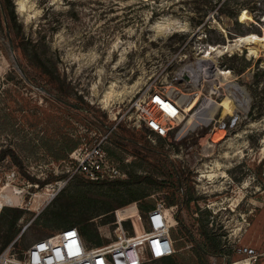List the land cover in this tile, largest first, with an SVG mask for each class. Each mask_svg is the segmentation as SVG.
Instances as JSON below:
<instances>
[{
    "label": "rangeland",
    "instance_id": "374dc122",
    "mask_svg": "<svg viewBox=\"0 0 264 264\" xmlns=\"http://www.w3.org/2000/svg\"><path fill=\"white\" fill-rule=\"evenodd\" d=\"M5 3L14 53L41 85L15 66L0 4V149L12 148L25 171L9 155L0 159V195L15 196L13 205L0 207V253L19 233L14 245L25 247L71 221L106 243L117 235L115 208L130 199L142 207L163 200L177 221L175 251L142 264H264V43H234L262 32L264 0ZM244 11L250 18L241 19ZM224 44L230 47L202 59L208 46ZM200 60L206 75L196 70L185 82L184 67ZM215 67L232 76L212 92L219 79L207 74ZM177 74L181 78L174 79ZM147 85L177 96L198 93L186 122L193 115L211 117L190 124L178 140L149 136L133 117L119 118L120 107ZM226 97L231 112L222 105ZM236 112L232 129L211 130ZM110 127L102 144L114 169L105 179L130 181L92 182L80 175L64 181L68 152ZM49 176L57 178L40 182ZM16 207L22 212L13 233L8 220ZM176 216L197 238L202 230L215 235L222 254L200 253Z\"/></svg>",
    "mask_w": 264,
    "mask_h": 264
},
{
    "label": "built area",
    "instance_id": "2783aa9c",
    "mask_svg": "<svg viewBox=\"0 0 264 264\" xmlns=\"http://www.w3.org/2000/svg\"><path fill=\"white\" fill-rule=\"evenodd\" d=\"M193 73L186 70L181 75H189L185 77V82H189ZM181 75H175L174 79L181 78ZM119 110L120 119L133 117L135 126L147 131L149 136L154 134L178 140L192 130L190 123H185L187 111L179 96L151 85L135 90ZM239 118V113H230L226 120H218L211 130L229 131ZM112 129L108 128L99 137L84 141L68 152L64 181L77 175L92 181L111 175L114 165L102 143ZM59 182H63L62 179ZM123 204L114 210L118 230L116 238L111 241L98 243L89 238L86 229L75 224L38 237L25 247H18L14 242L19 233L0 253V264H142L175 251L169 232L172 223L177 222L172 206L163 200L148 207L132 200ZM122 221L129 223L127 227ZM244 251L252 252L253 249L245 247Z\"/></svg>",
    "mask_w": 264,
    "mask_h": 264
},
{
    "label": "bare ground",
    "instance_id": "6f19581e",
    "mask_svg": "<svg viewBox=\"0 0 264 264\" xmlns=\"http://www.w3.org/2000/svg\"><path fill=\"white\" fill-rule=\"evenodd\" d=\"M246 18H250V16L248 15V13L246 11H244L243 13H241V19L245 20ZM238 41L239 42L240 41H259V42L264 43V28L262 29V32L260 34H257L255 32H249V33H246L244 35L238 36L237 38L234 39V43H236ZM240 43H242V42H240ZM229 47H230V44H227V45L224 44L223 46L210 45L204 50V53H203L204 55L202 56V59H206L207 57H209L211 55L212 51H214V50L215 51H219V52L222 53L225 50H227ZM249 52L250 53H256L255 49H253L252 47H249ZM196 65L197 66L194 67L193 69L189 68V67H184V68L187 69V71L192 72V73H193V71L196 72V70H198V71L203 72L204 75H206V73L208 71H207L206 67L203 64V61L202 60L198 61ZM209 73H210V75L209 74H207V75L209 77H211V79H214V80L215 79H219L218 81L220 83V84H217V86H212V89H211L212 92H216V90L219 88V85L224 84L226 86L229 82H231L230 77L232 75H231L230 71H227L225 69L219 70V69H216V67H215V68H212ZM193 74L196 76L195 73H193ZM231 85L234 86L235 88H237L234 84H231ZM180 93H182V92H180ZM179 99L182 100V104L184 106V109L186 111H190L192 109V107L194 106V104L197 102L198 93L193 98H191V94L190 93H182L179 96ZM207 101H208L207 102L208 105H210L212 107L214 106V102L210 101L209 99H207ZM222 105L225 108L224 110H227L228 112H231L234 109L232 101L228 97H226L223 100ZM205 111H206V109L204 108V111L202 110V113L203 112L206 113ZM210 117H211V114H208V113L205 116H199V117H197L196 115L194 117V115H193V117L191 119H189V121L186 122V123H190V124H196V123H200V122L204 123ZM59 184H60L59 187L61 188L62 187V185H61L62 183L60 182ZM53 196H54V194H52L50 197H53ZM13 201H15V196L14 197H11V196L8 197V196H5V195H0V207H2L5 204H9V205L12 204L13 205ZM173 228H174V225L172 224V226L169 229V232H170V235H171V237H172V239L174 241V246H175V240H174V238L172 236Z\"/></svg>",
    "mask_w": 264,
    "mask_h": 264
},
{
    "label": "trees",
    "instance_id": "16d2710c",
    "mask_svg": "<svg viewBox=\"0 0 264 264\" xmlns=\"http://www.w3.org/2000/svg\"><path fill=\"white\" fill-rule=\"evenodd\" d=\"M0 4L2 7V12L4 14L5 17V24L6 26L8 25V10H7V6L5 3V0H0ZM9 30V29H8ZM11 43L13 45L12 39H11ZM18 59V58H17ZM19 61V59H18ZM20 65L22 66L27 78L29 81H32L35 84H39L38 81H36L29 73V71L22 65V63L19 61ZM41 85V84H39ZM9 155L12 159V161L18 166V168L25 173V171L23 170V164H22V160L20 159L19 155H17V153L10 147H3L0 149V159H2L4 156ZM28 176H30L29 174H27ZM61 176H63V174H61ZM30 178H34L33 176H30ZM51 178H57L56 176H49L44 180H40L41 183L47 182V180L51 179ZM140 178V177H139ZM92 181V180H91ZM130 179L129 178H114V179H101V180H97V181H92V182H116V183H126L129 182ZM180 183V182H179ZM131 200V199H130ZM127 200V201H130ZM125 201V202H127ZM123 202V203H125ZM169 204H173L172 200L168 201ZM22 209L16 207L14 209V214L12 215V217L8 220V227L9 229H11V231H13V233H15L16 231V223H17V219L19 218V216L21 215ZM176 218L179 220V222H181L183 229L185 230V232L191 237V239L193 240V242L195 243V247L197 248V250L200 253L203 254H214V255H220L221 253V246H220V242L219 239L205 231L202 230L201 233L203 235V238H197L195 236V234L193 233V231L182 221V219L178 218V216H176ZM76 222L78 221H71L70 225H74ZM170 256V255H168ZM166 256V257H168ZM163 258V257H161Z\"/></svg>",
    "mask_w": 264,
    "mask_h": 264
},
{
    "label": "water",
    "instance_id": "95a60500",
    "mask_svg": "<svg viewBox=\"0 0 264 264\" xmlns=\"http://www.w3.org/2000/svg\"><path fill=\"white\" fill-rule=\"evenodd\" d=\"M6 31H7V34H8V39H9V42H10V51H11V54H12V58H13V60H14V64H15V66L17 67V69L20 71V73L28 80V78H27V76H26V74H25V72H24V70H23V68H22V66L20 65V63H19V61H18V59H17V56H16V54L14 53V49H13V45H12V43H11V37H10V35H9V31H8V27L6 26ZM63 102H65V103H67V104H72V103H70L69 101H67V100H64V99H61Z\"/></svg>",
    "mask_w": 264,
    "mask_h": 264
}]
</instances>
